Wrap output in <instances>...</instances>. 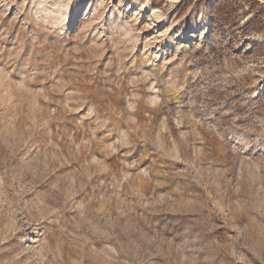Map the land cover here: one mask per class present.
I'll use <instances>...</instances> for the list:
<instances>
[{"label":"rangeland","instance_id":"374dc122","mask_svg":"<svg viewBox=\"0 0 264 264\" xmlns=\"http://www.w3.org/2000/svg\"><path fill=\"white\" fill-rule=\"evenodd\" d=\"M0 264H264V0H0Z\"/></svg>","mask_w":264,"mask_h":264},{"label":"bare ground","instance_id":"6f19581e","mask_svg":"<svg viewBox=\"0 0 264 264\" xmlns=\"http://www.w3.org/2000/svg\"><path fill=\"white\" fill-rule=\"evenodd\" d=\"M151 9L154 10V12H158V9H156V8L151 7Z\"/></svg>","mask_w":264,"mask_h":264}]
</instances>
